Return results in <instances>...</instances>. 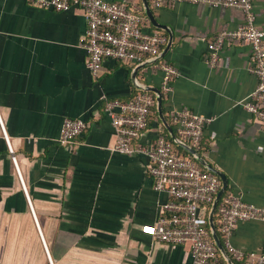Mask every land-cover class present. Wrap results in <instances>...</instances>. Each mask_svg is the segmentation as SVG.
<instances>
[{"label":"crops","instance_id":"crops-1","mask_svg":"<svg viewBox=\"0 0 264 264\" xmlns=\"http://www.w3.org/2000/svg\"><path fill=\"white\" fill-rule=\"evenodd\" d=\"M149 2L169 28L153 24L142 0L144 29L167 37L161 55L143 63L107 58L96 76L87 65V20L79 7L58 11L0 0V264H51L44 240L54 264H192L188 244L154 237L161 205L171 197L154 188L145 155L113 149L117 136L104 95L131 99L160 88L168 124L157 93L148 90L157 111L139 141L153 144L164 133L195 158L175 140L190 144L171 112L188 108L205 116L196 149L206 164L196 160L227 177L221 198L234 192L264 207V122L243 104L258 83L250 70L252 46L228 41L217 65L206 61L216 34L237 28L243 11L187 2L157 9ZM253 2L264 29V0ZM161 57L180 71L168 93ZM66 117L89 123L70 145L59 142ZM231 240L245 251H264V221L239 222Z\"/></svg>","mask_w":264,"mask_h":264},{"label":"built area","instance_id":"built-area-1","mask_svg":"<svg viewBox=\"0 0 264 264\" xmlns=\"http://www.w3.org/2000/svg\"><path fill=\"white\" fill-rule=\"evenodd\" d=\"M42 8L65 11L79 7L87 20L83 45L87 52V65L97 76L107 58L128 63H143L158 58L167 43V37L159 30L146 31L144 9L139 0H28ZM208 3L213 7L239 8L244 21L235 29L218 32L210 45L206 61L215 66L220 51L228 41L242 40L252 46L250 70L256 74V88L244 100V107L264 122V29L257 25L253 0H152V6L160 9L178 3ZM164 71L162 90L168 93L180 71L167 60L160 58ZM104 109L111 117L116 131L113 149L129 154H142L149 159V172L154 188L167 192L170 200L161 205V213L154 228V237L171 245L190 246L192 264H222L220 249L213 237L209 222L214 200L221 188V179L203 168L195 157L180 154L166 134L158 135L155 143L139 141L149 125L152 108L157 99L153 92L139 91L131 99L103 96ZM173 120L183 139L199 148L208 119L195 111L184 108L172 110ZM89 127L82 118L66 117L63 121L59 142L70 145ZM10 150L13 147L3 125ZM17 163L16 156H13ZM20 171V169L18 168ZM215 222L224 245L238 264H264V251H245L236 247L231 238L241 221L258 219L264 221V207L245 201L240 195L228 192L219 201L214 214ZM44 239V236L42 235ZM48 256L53 263L46 241ZM221 252V251H220Z\"/></svg>","mask_w":264,"mask_h":264},{"label":"water","instance_id":"water-1","mask_svg":"<svg viewBox=\"0 0 264 264\" xmlns=\"http://www.w3.org/2000/svg\"><path fill=\"white\" fill-rule=\"evenodd\" d=\"M143 1H144L146 13L151 18L153 24L156 25L157 27H161V28H165V29L169 30V28H168V26L166 24H162L156 18L149 0H143ZM172 41H173V35L171 34L169 43H168L167 47L165 48V50L163 52V56L166 54V52L170 48V46L172 44ZM150 89L157 93L159 111H160V114H161L162 118L164 119V117L162 115V113H163V110H162V107H163V94H162V91H161L160 88H149V89H146V90H150ZM164 121H165L166 124H168L165 119H164ZM175 140L177 142H179L181 145H183L185 148H187L192 154H194L196 156V158L200 162H203L204 164H206V162L202 158V154H200V152L195 147H193L191 144H188L187 142H185L184 140H182L179 137H176ZM209 168L211 170L217 172L218 174H220L222 179H223V186L219 190V192H218V194H217V196H216V198L214 200V203H213V206H212V209H211V214H210V225H211L213 237H214V239L216 241V244L219 247L220 251L224 255L225 259L227 260V262L229 264H237L234 261L233 257L230 255V253L227 251L225 245L222 243V240H221V237L219 235L218 228H217V225H216V222H215V218H214V214L216 212L217 205H218V203H219V201L221 199L222 194L224 193V191H225V189H226V187L228 185V180H227V177L224 174H222L221 172H219L215 168H213V167H209Z\"/></svg>","mask_w":264,"mask_h":264},{"label":"trees","instance_id":"trees-1","mask_svg":"<svg viewBox=\"0 0 264 264\" xmlns=\"http://www.w3.org/2000/svg\"><path fill=\"white\" fill-rule=\"evenodd\" d=\"M141 1L142 0H139V3H141ZM144 15L145 16H147L146 15V13H144ZM157 111V109H156V105L152 108V111H151V114H152V112H156ZM151 114H150V116H151ZM149 120H150V118H149ZM169 141L174 145V148L180 153V154H182V155H189V156H191V154L188 152V151H186V150H184L181 146H179L178 144H176L175 142H173V140H171V139H169ZM180 148V149H182L183 151H179V149H178V147ZM219 253H220V257H221V263L222 264H228V262L226 261V259L223 257V255H222V253L219 251Z\"/></svg>","mask_w":264,"mask_h":264}]
</instances>
